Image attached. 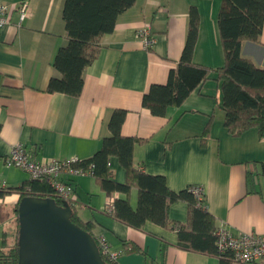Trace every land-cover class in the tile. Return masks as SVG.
<instances>
[{
    "label": "crops",
    "instance_id": "obj_1",
    "mask_svg": "<svg viewBox=\"0 0 264 264\" xmlns=\"http://www.w3.org/2000/svg\"><path fill=\"white\" fill-rule=\"evenodd\" d=\"M22 0H0L9 6ZM30 15L21 26L0 29V188L20 187L31 178L9 165L14 144L26 145L38 160L90 158L110 134L115 109L127 110L122 133L143 141L134 149V164L145 172L164 175L175 191L198 184L204 189L207 210L218 228L235 234L264 233V138L253 127L238 136L225 125L220 107V83L210 75L179 106L165 116L151 113L142 99L152 83H165L178 65L185 46L190 11H199V34L194 61L210 68L224 65L218 16L222 0H136L123 11L112 32L100 39L97 57L84 71L81 94L48 92L58 49L67 42L62 10L65 0H27ZM14 15V22L17 21ZM149 27L156 41L146 48L137 35ZM241 54L264 68V23L259 42L244 41ZM214 113L205 143L201 135ZM115 179L126 171L112 157ZM76 188L74 209L94 224L95 237L104 235L111 248L121 250L119 264H220L218 256L177 245L174 227L147 221L144 230L117 220L104 210L109 196L91 175L63 174ZM115 196H124L117 193ZM17 192L0 196V243L15 237ZM131 203L137 204V188ZM189 205H170L173 222L188 221ZM232 264H240L233 261ZM255 264H264V257Z\"/></svg>",
    "mask_w": 264,
    "mask_h": 264
},
{
    "label": "trees",
    "instance_id": "obj_2",
    "mask_svg": "<svg viewBox=\"0 0 264 264\" xmlns=\"http://www.w3.org/2000/svg\"><path fill=\"white\" fill-rule=\"evenodd\" d=\"M136 0H65L62 17L65 21L67 42L55 56L54 67L59 76H52L46 90L71 96L81 94L84 85L85 68L93 62L100 50V39L114 30L119 15L131 7ZM199 11L192 7L190 25L185 46L178 65L171 68L165 83H152L143 95L142 103L158 116H165L168 108L181 105L189 94L201 86L212 73L220 83L221 109L225 113V125L229 132L238 136L250 128H257L264 138V68L241 54L244 41L259 42L264 23V0H222L218 25L225 53L224 65L210 68L194 61V49L199 34ZM127 115L125 109H115L109 120L110 134L103 138L100 148L87 159H78L74 168L93 171L92 176L109 197H114L112 214L117 220L135 229L144 230L147 221L174 227L178 234L177 245L183 249L213 254L220 258V264H232L233 254L220 253L217 244V225L213 214L207 210L205 199L199 201L190 191V185L182 190H172L164 175L145 172L134 164V149L137 142L143 141L122 133ZM214 113L201 135L205 143ZM1 128V126H0ZM112 157H117L126 171L123 182L115 179L111 168ZM71 182V181H70ZM137 188V204L131 203L132 189ZM17 192L20 199L15 206L17 226L14 243L6 239L0 243V263L18 264L19 218L18 207L25 196L54 197L58 205L64 199L45 179H30L20 187L0 188V196ZM120 193L124 196H115ZM177 200H185L189 205L188 221L176 223L170 219V205ZM71 202V219L80 227L93 234L94 224L84 221ZM95 237V236H94ZM98 244V239L95 237ZM107 264L111 261L100 251Z\"/></svg>",
    "mask_w": 264,
    "mask_h": 264
},
{
    "label": "built area",
    "instance_id": "obj_3",
    "mask_svg": "<svg viewBox=\"0 0 264 264\" xmlns=\"http://www.w3.org/2000/svg\"><path fill=\"white\" fill-rule=\"evenodd\" d=\"M30 6L27 0H22L17 4L9 6L0 2V29L5 26L16 24L21 26L23 21L30 15ZM17 14V21L14 22V15ZM137 35L142 39L146 48H151L156 41L155 35L150 33L149 27L141 28ZM79 158L72 157L67 159L38 160L28 150L25 144L18 142L14 144L7 157V163L27 172L32 179L45 178L55 189V192L64 200L71 202L77 201L76 188L72 182L64 180L63 174L70 175H91V168L83 170L74 168L73 163ZM190 191L196 199H204V189L201 185H190ZM114 197H109L104 210L109 214L113 212ZM216 244L220 253L230 251L233 254V260L240 264H255L264 257V233L243 232L235 234L226 228L217 229ZM100 251L111 261L117 262L121 250L111 248L104 235L97 237Z\"/></svg>",
    "mask_w": 264,
    "mask_h": 264
},
{
    "label": "water",
    "instance_id": "obj_4",
    "mask_svg": "<svg viewBox=\"0 0 264 264\" xmlns=\"http://www.w3.org/2000/svg\"><path fill=\"white\" fill-rule=\"evenodd\" d=\"M72 205L25 196L18 207V264H107L93 234L72 219Z\"/></svg>",
    "mask_w": 264,
    "mask_h": 264
},
{
    "label": "rangeland",
    "instance_id": "obj_5",
    "mask_svg": "<svg viewBox=\"0 0 264 264\" xmlns=\"http://www.w3.org/2000/svg\"><path fill=\"white\" fill-rule=\"evenodd\" d=\"M9 245L10 244H12V243H14V241H15V238H16V232H15V237H13V235L12 234H9ZM0 253H1V251H0ZM1 264V263H0Z\"/></svg>",
    "mask_w": 264,
    "mask_h": 264
}]
</instances>
